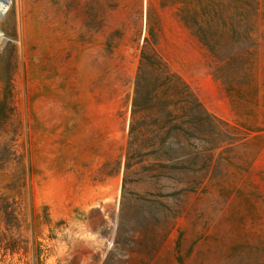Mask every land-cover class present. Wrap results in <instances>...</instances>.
Wrapping results in <instances>:
<instances>
[{"label": "rangeland", "instance_id": "obj_1", "mask_svg": "<svg viewBox=\"0 0 264 264\" xmlns=\"http://www.w3.org/2000/svg\"><path fill=\"white\" fill-rule=\"evenodd\" d=\"M0 20V264H264V0H0ZM143 54L173 115L185 86L210 120L188 168L123 193Z\"/></svg>", "mask_w": 264, "mask_h": 264}, {"label": "trees", "instance_id": "obj_2", "mask_svg": "<svg viewBox=\"0 0 264 264\" xmlns=\"http://www.w3.org/2000/svg\"><path fill=\"white\" fill-rule=\"evenodd\" d=\"M154 63L145 55L141 56L139 72L135 80L134 96L128 126L127 143L124 152L122 171V191L130 182V175L141 172L163 176L168 169L178 162L183 169L184 162H193L199 152L193 153L190 146L196 141L199 126L207 125L210 115L198 100L184 86L179 92V114L173 115L169 108V87L166 78L161 74H152L148 67ZM183 134V141L176 139L173 129ZM178 144L181 153L170 154V150ZM208 159V157L206 158ZM151 176V175H150Z\"/></svg>", "mask_w": 264, "mask_h": 264}, {"label": "bare ground", "instance_id": "obj_3", "mask_svg": "<svg viewBox=\"0 0 264 264\" xmlns=\"http://www.w3.org/2000/svg\"><path fill=\"white\" fill-rule=\"evenodd\" d=\"M2 23H1V20H0V27H1Z\"/></svg>", "mask_w": 264, "mask_h": 264}]
</instances>
